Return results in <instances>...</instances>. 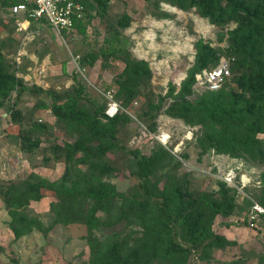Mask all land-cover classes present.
<instances>
[{"label": "rangeland", "instance_id": "374dc122", "mask_svg": "<svg viewBox=\"0 0 264 264\" xmlns=\"http://www.w3.org/2000/svg\"><path fill=\"white\" fill-rule=\"evenodd\" d=\"M2 1L0 181L15 184L0 182V190L17 194L11 201L0 194V264H95L92 241L102 264H129L128 254L132 264H264V226L244 224L254 202L264 205V164L215 147L248 138L249 126L211 128L170 114L236 108L258 112L247 125L264 122V0H225L222 21L205 15L201 0H109L104 13L95 0H79L91 14L87 30L64 34L40 24L20 28ZM226 63L231 75L220 90L197 82V74ZM78 82L86 89V118L72 107ZM209 93L213 108L200 105ZM108 94L129 117L114 141L109 122L95 112L108 105ZM160 139L171 156L153 180L163 187L176 176L184 186L167 240L156 247L142 238L160 222L155 208L141 205L132 152L152 155L164 146ZM257 139L264 147V132ZM229 173L235 185L225 181ZM243 176L249 184L241 188ZM220 182L236 191L223 216L206 206L221 204ZM51 183L113 188L126 198L96 211L94 239L84 221L92 201L44 188L30 199L38 185Z\"/></svg>", "mask_w": 264, "mask_h": 264}, {"label": "trees", "instance_id": "16d2710c", "mask_svg": "<svg viewBox=\"0 0 264 264\" xmlns=\"http://www.w3.org/2000/svg\"><path fill=\"white\" fill-rule=\"evenodd\" d=\"M75 2L81 3L85 7V18L83 21H80L76 24V30L79 32H86L87 30V21L89 20V16L91 15L89 12V9L87 5H85L84 2L79 0H73ZM98 3L99 9L104 13L107 10L108 7V1L109 0H95ZM225 0H201L199 3V7L205 12V15L210 17L214 21H222L224 14L222 13L223 5ZM22 0H3L1 2V5L8 9L10 12V8L12 5H16L21 3ZM210 4V5H209ZM218 10V12H217ZM222 11V12H221ZM11 14V12H10ZM12 15V14H11ZM12 17L16 20L18 17L13 16ZM37 24H40L42 27H50V25L45 21H41L40 23H36L32 21L31 28L36 27ZM73 31H66L64 33H70ZM62 33V34H64ZM115 39H120L118 36H114ZM203 48H204V42L200 40L197 43V51L198 56L202 57L203 54ZM116 52V50H114ZM107 54V53H106ZM96 59L95 55L89 56V60L92 62ZM242 64L234 63L235 70L239 71ZM215 69V68H214ZM213 70V69H211ZM198 75V74H197ZM196 75V77H197ZM75 81L76 78H75ZM79 85V89L77 92L76 98L72 101V107L78 116H81L83 118L87 117V113L81 108V102L80 98L86 96V89L84 85L77 83ZM15 86V83L13 82L11 84V88ZM191 85H188L187 87L190 88ZM43 91V90H42ZM222 91V90H221ZM219 91V92H221ZM44 92V91H43ZM215 93V91H212ZM222 96H225L224 94ZM212 94H207L201 98H199L200 105L204 106L205 108L210 107L213 108L214 105L211 101ZM1 99L2 96L0 95V105H1ZM122 107V106H121ZM107 109V106L104 110H96L97 115H102L110 124V136L111 140L116 139V131L118 128V125L120 122L124 120H128L129 117H127L123 112L118 114L114 118H109L105 111ZM228 112L230 114H228ZM208 113V114H207ZM170 114L176 118L180 119H187L189 115H192L195 117V122L198 124H202L203 126L207 127H215L216 125L222 124L226 126H236V127H244L249 126L250 128V136L246 139H239V138H233V139H227L222 142L217 143L216 146L217 149L223 153H229L234 156L242 157L244 153L246 155H249L254 162H260L264 164V147L261 145L260 141L257 139V135L259 133L264 132V122L257 123L256 126H252L251 124L247 123L250 121L251 123L255 122L256 117L251 112H245L242 113L239 110L231 109V110H224V109H218L216 112V115H212L211 113L205 111V109H202L201 111H183L178 109L170 110ZM260 116L264 117V108H262V112L259 113ZM205 143L208 144L206 141ZM163 146V145H162ZM164 147V148H163ZM161 147L159 150L155 151L152 155H141L138 151H133L132 155L137 160V177L139 180V195L142 197L143 202L141 205H148L150 207L155 208L157 215H158V222H160V225H158V228L155 230H147L145 231L142 238L147 241V243H153L154 246H158L160 241H166L167 240V233L170 231L172 226V217L171 212L172 209L183 202V194L182 189L184 186V183L180 182V180L176 176H172L164 185L163 187L160 186V183L153 180V175L157 167L161 164V162L166 159L167 157L171 156L168 151L165 150V145ZM1 183L4 184H11L14 185L15 182L13 180H1ZM220 191H221V204L218 206H215L213 203H206V206H209L214 213L219 215H226L228 206L230 205V202L233 200L231 198V193L235 194V190H230L226 183L220 182L219 183ZM47 189L50 191L55 192L57 195L65 198H77V196H80L82 200H88L90 203L91 201L94 203L93 209L90 210L86 215H84V221L88 225L91 236L95 239V232L98 229V221L96 219V211L98 209H101L108 201H114V200H120L125 199L126 194L119 193L113 188H107L106 190H101L97 192H89L84 189H80L78 186H68L65 183H51V184H41V186H37L35 190L34 196L28 195V199L36 200L39 198L38 193L41 189ZM0 194L5 198L6 201H11L14 196L17 194V191L14 188L8 189L4 188L0 190ZM25 197V194L23 195ZM264 202V199H263ZM259 203V202H258ZM261 204V203H259ZM253 205V204H252ZM252 205L249 208V211L252 207ZM264 206L263 204H261ZM248 211V212H249ZM247 216V215H246ZM213 221V219H212ZM244 224H248L246 221ZM231 225V224H229ZM137 233V232H136ZM91 237V238H92ZM101 244V243H100ZM92 247V255L93 258H95V264H102V258H101V247L99 244L96 246L94 245V241L91 242ZM128 258V259H127ZM127 262L129 264H132L131 259L129 257V254L127 256Z\"/></svg>", "mask_w": 264, "mask_h": 264}, {"label": "built area", "instance_id": "2783aa9c", "mask_svg": "<svg viewBox=\"0 0 264 264\" xmlns=\"http://www.w3.org/2000/svg\"><path fill=\"white\" fill-rule=\"evenodd\" d=\"M10 12L18 17L17 23L20 28H24V21L31 24L32 21L40 23L45 20L59 34L76 31V24L85 18V7L73 0H22L21 3L12 5ZM230 75V67L226 63L197 75V82L210 91H218ZM108 100L105 113L109 118H114L122 112V107L110 94ZM162 144L166 145L163 142ZM235 177L229 173L224 179L229 184L235 185ZM240 183L241 188L249 184L245 176L240 178ZM245 221L254 227L264 226V206L254 202Z\"/></svg>", "mask_w": 264, "mask_h": 264}, {"label": "crops", "instance_id": "0c3cea01", "mask_svg": "<svg viewBox=\"0 0 264 264\" xmlns=\"http://www.w3.org/2000/svg\"><path fill=\"white\" fill-rule=\"evenodd\" d=\"M22 22H23V21H22ZM23 25H24V28H28V27H30L31 24H29L28 22H25V21H24V24H23Z\"/></svg>", "mask_w": 264, "mask_h": 264}, {"label": "bare ground", "instance_id": "6f19581e", "mask_svg": "<svg viewBox=\"0 0 264 264\" xmlns=\"http://www.w3.org/2000/svg\"><path fill=\"white\" fill-rule=\"evenodd\" d=\"M167 139H168V138H167ZM161 142H163V141L161 140ZM163 143L167 144V143H168V140H167L166 142H163Z\"/></svg>", "mask_w": 264, "mask_h": 264}]
</instances>
